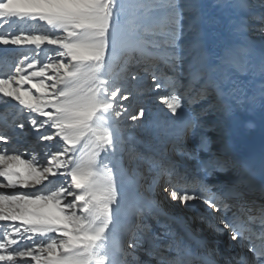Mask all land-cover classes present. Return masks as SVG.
I'll return each instance as SVG.
<instances>
[{"label": "snow or ice", "instance_id": "snow-or-ice-1", "mask_svg": "<svg viewBox=\"0 0 264 264\" xmlns=\"http://www.w3.org/2000/svg\"><path fill=\"white\" fill-rule=\"evenodd\" d=\"M203 7L193 0H0V45L33 46L14 64L0 57V67L7 64L0 71V102H16L38 142H54L42 146L43 161L35 151L24 158L0 147V222H8L0 223V262L148 264L137 257L142 252L154 264H217L209 259L215 250L201 255L160 223L165 213L147 193L165 178L168 199L202 207L213 230L227 232L243 250L224 264H264V181L257 186L244 167L225 186L200 180L189 187L120 126L125 113L132 121L145 116L144 107L130 112L123 102L148 91L167 93L157 100L172 116L205 101L202 111L217 115L216 126H226L239 111L258 109L264 119V0L259 13L252 0H217L213 7L230 13L223 32L211 27ZM185 20L193 34L186 47L179 43ZM223 33L230 42L217 55L212 43ZM185 62L188 87L200 84L193 96L181 91ZM140 66L144 76L132 70ZM220 68L225 71L218 76L206 72ZM228 69L248 76L247 83L258 79V88L250 93ZM201 127L196 113L178 134L206 147ZM152 132L167 135L168 129L154 123ZM10 139L0 133V141ZM227 165L213 158L204 171L211 175ZM256 192L260 203L252 198Z\"/></svg>", "mask_w": 264, "mask_h": 264}, {"label": "rangeland", "instance_id": "rangeland-1", "mask_svg": "<svg viewBox=\"0 0 264 264\" xmlns=\"http://www.w3.org/2000/svg\"><path fill=\"white\" fill-rule=\"evenodd\" d=\"M193 2L200 3L204 6L202 11L205 14V19H207L209 6L212 5V0H193ZM252 3L254 5L256 12L259 13L260 0H252ZM185 15L187 16V15H192V14L186 13ZM182 23L185 25V29H184V35L181 36L179 43L186 47L189 41L192 39L193 34L187 30V27H186L187 20L182 21ZM252 23L255 24L258 22L253 21ZM251 38L255 40L257 43L261 39L258 33H253L251 35ZM32 47H33L32 45H19V46L0 45V57H7V64H14L18 59L22 58V54L26 53V54L31 55L30 50ZM43 47L49 48L51 46L45 45ZM7 64L4 65L3 67H0V71H3L7 67ZM187 66H188L187 62H185V70ZM132 70L137 72L138 75L140 76L145 75L143 72L142 66L133 67ZM165 71L168 72L169 75H171V72H169L168 69H165ZM222 71H225V69H222ZM184 72L182 74H184V76L188 78L187 73L185 74ZM206 72L209 75V72L207 71V69H206ZM144 84L145 86H147L146 81L144 82ZM130 86H131V82H129V87ZM199 87H200V84H193L191 87H187L186 85L184 90L185 92H187L186 93L187 95L188 93H190V95L193 96L195 94V90H198ZM165 95H167V93L164 91H148V92H145L141 96H137L135 99L130 98L129 101H124L123 103L126 106H129L130 112H134L136 108L144 107L145 116L143 118H140L137 121H132L130 119H127L128 113H125V115L121 117L120 126L122 129L127 130V133L129 134L130 139L136 143V146L139 149L151 153L157 159L163 160L165 163H166V160L169 161V163H172L170 165L173 166L177 171L179 170L186 174L189 173L190 177H192V175H195L193 177H198V179L201 177H204V174H205L204 170L202 169L200 170L201 167L198 166V164L200 163L201 155L203 156L212 155L214 151H217L218 149H221L223 147V145L221 144L222 143L221 137L223 136V134H226V132L228 131L229 123L226 126L225 125L216 126L213 122L218 119L217 115L214 112L204 113L202 111V108L207 107V103L205 101L194 103L190 107L186 105L185 106L186 110L184 112L180 113V115L177 114L176 116H172L168 112L167 108L157 100V96H165ZM17 113H18L17 109H15L14 111L13 109L12 110L9 109L5 113L0 114V133L8 136L9 135L8 132H11L12 129L13 131H16V132L21 131L22 134H20L19 137L16 138V140L23 141L24 137L29 138L30 136L34 134H31L27 130L23 131L18 126L20 123H25L24 126L26 125L27 122L25 121L24 117L21 118V121L18 125L12 126L10 123H8L9 122L8 120L14 119L17 116ZM196 113L200 114V120L202 122V127L198 129V131H200L203 137L206 138L207 140L206 147H200L198 144L193 143L191 139H187L178 134L179 131L183 128L184 121L189 116L195 115ZM15 122L17 123V121ZM154 123L164 124L168 129V134L167 135L153 134L152 126ZM188 135L190 136V133ZM34 140L41 147L44 145V143H48V142L42 143L41 141H39L41 143L40 145L37 138H34ZM8 142H10V140ZM224 150L228 156H231L232 152L231 150H229V148L224 147ZM24 158H27V157H24ZM224 161H228V160H224ZM143 167L145 170V175L148 177V181L152 180L150 179V176H153L154 173L147 172V167H148L147 163ZM234 171H235V168L230 163V161H228V165L225 169H217L216 173L212 172L211 175H208L209 180H207L206 182L209 186L213 185V187L225 186L229 183V180H227V178L230 177L231 176L230 174H233ZM182 176L186 177L183 174ZM190 177L188 178L190 179ZM148 183H151V182L149 181ZM164 183H165V178H158L155 181V183L152 184L154 189L151 190L149 193H147V195L150 198H153L155 200V189L161 188L160 186H162ZM193 187H195V185H193ZM5 191H11V190H5ZM25 191H29V190L25 189ZM32 191L34 190L32 189ZM159 193L157 191L158 195ZM173 206H174V211L176 213H181V214L185 213L184 211H182L183 205H181L180 203L175 202ZM196 212L198 213L199 211L197 210L195 211V213ZM148 222L151 224L150 221ZM0 223H8V222H0ZM199 223L202 226V221H199ZM155 225H156L155 227H158L157 223ZM152 228H154L153 225H152ZM154 229H155L154 231L160 230L159 228H154ZM205 232L211 235L209 233L211 231H209L208 227H205ZM227 240H229V238ZM137 256L139 257V259H143L145 255L142 252H138ZM148 260L150 264H154V262L151 261L149 258Z\"/></svg>", "mask_w": 264, "mask_h": 264}, {"label": "bare ground", "instance_id": "bare-ground-1", "mask_svg": "<svg viewBox=\"0 0 264 264\" xmlns=\"http://www.w3.org/2000/svg\"><path fill=\"white\" fill-rule=\"evenodd\" d=\"M216 3H217V0H212V5L209 6L207 20L210 22L211 27L213 29H216V30L223 32L222 25L227 23V20H228L230 13L217 11L216 8L213 7V5H215ZM223 34L225 37L223 40H221L220 42H216L215 38H214L213 43H212L213 51L217 55L221 54L224 45H226L230 42V38L228 37L227 33H223ZM187 69H188V66L186 67V70ZM186 70L184 72L185 74L187 73ZM207 71L209 72V75H211V76H218L220 74V72L222 71V68H220V70L219 69H215V70L207 69ZM226 71H228L232 75L233 79L239 78L240 80L245 81L246 87L250 93L255 91L258 88V83H259L258 79L255 81H252L251 83H247L249 80L248 76H239L238 73H236L234 70H231V69H228ZM181 77L185 83V86L187 85V87H188V78H186L184 76V74H182ZM181 91L184 92L185 94L187 93V92H185L184 89H181ZM187 96H192V95H190V93H188ZM15 103L16 102H11V104H5L3 102H0V114L5 113L9 109H11V110L13 109V111L15 109H17L16 107H14ZM178 114L180 115V113H178ZM22 117H24V116L20 115L19 111H18L17 116L14 119L8 120L9 121L8 123H10L12 126L18 125L20 123ZM15 121H17V123ZM25 121H23V122H25ZM249 122H251L254 126L249 127ZM228 127H229V129L226 132V134H223V136L221 137V142H222L221 144L223 145V147L222 148L219 147L221 149H218L219 151L218 150L214 151L212 155H209V156L201 155L200 163L198 164V166L201 167L200 170L201 169L204 170V163L206 161H209L210 159L218 158L220 160H228V161H230V163L235 168V171L233 174H230L231 176L228 177L227 180H229V182H235L241 173V168H242L245 160L248 159V154L250 153V151L256 145H258L261 141L264 140V119L261 118V115H260L258 109L256 111H251V112L239 111V112H237L236 118L234 120H232L231 122H229ZM8 133H9L8 136L11 137L12 139H10V142H7V143L0 141V147L8 148L10 150L15 149L18 153H25L24 157H27V153L35 151L39 154L41 161L43 160L42 147L39 146L37 144V142L34 140V138H36V137H33V135H32L29 138L24 137L23 141H20V140L17 141L16 138L19 137V135L21 134L20 132L13 131V129H12V131L8 132ZM214 138H215V136H214ZM41 142L44 143L43 141H41ZM48 143H54V142H48ZM224 147L229 148V150H231V152H232L231 156H228L226 154ZM166 163L169 165L172 164V163H169V161H167V160H166ZM216 170L217 169L213 170L212 172L216 173ZM177 172L179 173L180 177L187 179V181L189 183V187H193V185L197 186V182L200 180H203L204 183L207 184L206 181L209 180V177L205 173V171H204V173H205L204 177H201L199 179H198V177H193L195 175H192V177H190L189 173L186 174V173L179 171V170ZM182 174L185 175L186 177L182 176ZM188 177H190V179ZM150 179H152V176H150ZM149 181L152 183V180H149ZM153 189H154V187L152 185V190ZM33 190H35V189H33ZM252 198L256 199L257 203L261 202L259 194L254 193ZM151 199H153V198H151ZM197 210L199 212L195 213V211H197ZM182 211H184L186 214L185 213L184 214L175 213V211H172L173 219L169 220V221H163V222L166 224H169V226L174 230V232L179 234L185 241H186L185 231L183 230V226H188V227L192 228L193 230L199 231L201 234L200 236H202V237L206 236L209 239L210 238L215 239V240L218 239L217 243H216V241H212L211 247L212 246L215 247L216 244L223 246L224 243L226 242V240L229 238L227 232L217 233L213 230V227L210 225H214V222L210 220L208 212L205 211L202 207H200V206L187 207V206L183 205ZM196 219L198 220V222ZM199 221H202V226L200 225ZM205 227L209 228V231H211L209 233L212 236L205 232ZM232 254L235 255V257H236L238 254H242V253L236 252V253H232ZM229 257L231 258V256H229ZM145 261H147V260H145ZM147 262H148V264H150L149 260ZM0 264H3V262H0Z\"/></svg>", "mask_w": 264, "mask_h": 264}]
</instances>
